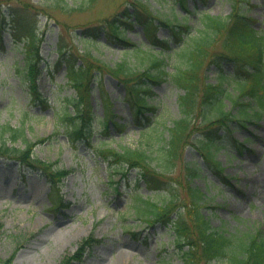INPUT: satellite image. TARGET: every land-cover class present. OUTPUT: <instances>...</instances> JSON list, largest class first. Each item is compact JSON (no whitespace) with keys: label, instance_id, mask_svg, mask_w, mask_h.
Masks as SVG:
<instances>
[{"label":"rangeland","instance_id":"obj_1","mask_svg":"<svg viewBox=\"0 0 264 264\" xmlns=\"http://www.w3.org/2000/svg\"><path fill=\"white\" fill-rule=\"evenodd\" d=\"M64 1L65 6L56 8L48 0H0V10L4 13L16 10L29 16L28 20L35 24L40 39L36 96L46 98L52 105L45 109L29 96L23 77L27 56L21 43L12 40L14 24L7 17L6 22L0 23V139L6 140L8 146L24 148L22 139L13 142L8 133L2 134L6 126L23 128L24 138L32 143L33 158L69 171L59 189L66 207L60 206L54 213L48 208L50 187L45 176L14 161L0 159V260L11 257V264H59L72 258L83 241L87 244L91 238L95 241L83 249L80 263L73 260L75 264H185L180 257L175 230L166 221L141 219L151 206L146 207L138 196H149L162 206L165 199L175 196L170 220H174L180 210L189 218L192 202L188 187L193 186L206 196V206L201 201L202 213L213 228L234 233L253 226L264 232V112L250 123L243 121V127L233 124L232 130L225 128L217 132L215 139L222 147L216 159L224 169L222 175H214L213 167L202 162L199 153L186 142L174 167L155 174L164 183L153 193L143 180H138L137 169L111 170L95 150L105 147L116 151L122 148L146 150L153 158L150 167L160 169L163 162L156 156L163 138H168L166 129L182 118L178 99L183 91L169 78L152 84L153 94L147 102L156 107L155 118L152 127L142 132L134 124L131 109L124 100V86L104 70L100 73L95 70L96 75L89 83L90 105L95 116L92 135L88 140L83 137L72 142L63 133L64 124L58 122L56 112L66 96L75 95V90L66 85L63 68L57 72L44 69L57 59L55 50L60 43L76 56L88 51L101 62L102 68L115 69L123 61L141 71L148 65L142 64L138 52L125 51L115 44L106 45L103 32L95 45L78 39L81 27L111 18L118 9L129 7L131 0ZM178 1L142 0L148 11L161 19L171 18L173 13L180 19L182 10ZM185 2L190 12L198 8L221 17L230 12L225 0ZM246 15L252 19L256 30L263 29L264 0H247ZM186 22L193 30L200 28L196 14H190ZM157 35L162 39L169 33L159 28ZM126 36L138 46L142 44V49L147 44L139 26L126 31ZM221 43L222 40L215 43L216 50H221ZM175 60L174 57L169 59L168 72H174ZM232 69L231 64H225V72ZM205 72L208 82L214 81L215 69L210 67ZM228 90L232 92L231 88ZM102 98L107 101L112 119L123 126L121 131L110 123L107 131L98 122L106 111ZM225 104L230 109L228 100ZM145 116L151 113L145 112ZM200 119L198 116L190 123L193 130L190 141L197 137L195 128L215 126L202 125ZM102 141L104 144L100 145ZM235 142L244 144L240 147ZM189 163L203 168L200 176L190 181Z\"/></svg>","mask_w":264,"mask_h":264},{"label":"trees","instance_id":"obj_2","mask_svg":"<svg viewBox=\"0 0 264 264\" xmlns=\"http://www.w3.org/2000/svg\"><path fill=\"white\" fill-rule=\"evenodd\" d=\"M48 1L56 8L65 4L64 0ZM225 1L230 6V13L224 17L212 16L194 8L192 13L197 14L200 25V28L195 30L186 23L187 17L192 13L187 9L185 0L178 1L185 13L181 14V19L175 14H172L171 18L155 17L142 0H131L129 7L125 5L124 8L118 9L111 18L80 28L78 39L86 44H96L99 34L103 32L108 44H115L125 51L138 52L142 64H148L142 71L137 67H131L126 61L118 64L115 69L102 68L101 62L88 51L83 56H76L60 43L56 50L58 58L52 68L55 71L61 67L66 68L67 85L75 90V95L64 98L65 102L56 115L58 122L66 125L65 131L70 139L72 141L81 137L88 139L91 134L93 114L89 100V83L96 75L93 74L95 70L97 73L104 70L124 86V100L131 109L134 124L142 132L152 127V120L155 118L156 107L147 102L153 94L152 84H159L167 77L175 87L183 91L178 99L182 118L166 129L168 138H163L164 143L158 148L160 153L156 157L162 159L161 168L157 169L154 166L151 168L153 158L142 149L122 148L119 152L105 147L97 149V155L108 162L110 169L121 171L125 170V167L138 169V178L145 182L148 189L156 191L161 189L164 182L162 183L155 174L171 170L176 159L181 157L182 146L187 142V145L193 146L202 158L209 162L208 164L213 167V173L220 175L223 169L216 160V153L220 149L215 139L217 131L222 128L230 129L234 121L240 124L251 118L258 119L264 112V29L253 28L252 19L246 15L247 0ZM92 2L95 0H88V3ZM7 17L14 24L11 32L14 42L21 43L25 50L27 60L23 77L28 84L30 95L35 100L38 98L35 75L40 44L37 29L34 22L28 20L29 16L21 15L13 9L7 13L0 10V23L6 22ZM135 26L143 30L148 41L144 44V49L126 36V31L132 30ZM159 28L167 29L169 35L162 39L158 38ZM219 40H222L221 50H216L215 43ZM172 57L176 59L177 64L174 72H168L166 68ZM80 59L85 61L86 65L79 61ZM226 63L232 65L231 72H225ZM211 66L215 68L217 74L215 83L207 82L205 70ZM45 69L50 71L49 66ZM228 86H232V92L228 91ZM246 98H249V101L245 100ZM227 99L237 110L236 114L226 107L224 100ZM38 101L42 106H48L46 99L39 97ZM102 103L106 111L101 125L105 126L106 122L110 121L115 128L122 129L121 124L112 120V114L104 98ZM251 103L256 105L253 106ZM145 112H150L151 116H145ZM198 116L201 117L202 125L215 126L207 129L204 139L196 138L190 141L193 130L189 126L192 119ZM199 129L195 128L194 131L197 132ZM5 133L9 134L13 142L22 139L24 148L8 146L6 140L0 139V157L18 161L45 176L51 187L50 207L55 209L62 203L59 187L69 171L33 158L32 143L24 138L23 128L6 126L2 134ZM187 170L190 181L199 177L202 169L198 165L190 164ZM188 190L192 202V209L188 212L189 218L180 210L177 211L174 220H170L169 212L172 211L175 196L170 198L165 206L141 200L146 207L151 206L146 214L141 216L142 218L148 221L150 219L166 221L175 230L180 257L185 264H264V232L253 226L246 228L245 231L236 230L234 233L213 228L209 219L202 213L204 207L201 201L206 206V196L197 187H188ZM89 241L87 245L84 240L72 258H66L59 264H75L73 260L80 262L83 249L91 246L95 240L89 238ZM0 264H11V257L5 261L0 260Z\"/></svg>","mask_w":264,"mask_h":264}]
</instances>
